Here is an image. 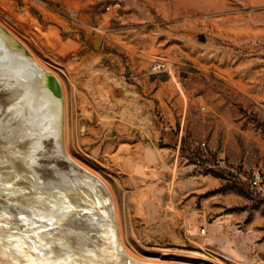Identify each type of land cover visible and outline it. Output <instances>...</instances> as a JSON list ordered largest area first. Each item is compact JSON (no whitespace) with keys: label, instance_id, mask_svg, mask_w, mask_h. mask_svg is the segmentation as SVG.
<instances>
[{"label":"rangeland","instance_id":"374dc122","mask_svg":"<svg viewBox=\"0 0 264 264\" xmlns=\"http://www.w3.org/2000/svg\"><path fill=\"white\" fill-rule=\"evenodd\" d=\"M0 20L63 81L67 149L131 254L264 264V0H0Z\"/></svg>","mask_w":264,"mask_h":264},{"label":"bare ground","instance_id":"6f19581e","mask_svg":"<svg viewBox=\"0 0 264 264\" xmlns=\"http://www.w3.org/2000/svg\"><path fill=\"white\" fill-rule=\"evenodd\" d=\"M47 71L0 23V264H193L129 252L112 188L67 149Z\"/></svg>","mask_w":264,"mask_h":264},{"label":"water","instance_id":"95a60500","mask_svg":"<svg viewBox=\"0 0 264 264\" xmlns=\"http://www.w3.org/2000/svg\"><path fill=\"white\" fill-rule=\"evenodd\" d=\"M99 40H100V39H99ZM93 43H94V41H93ZM101 43H102V41H101ZM101 43L99 42V46L101 45ZM99 46L96 45V43H94V45H93L94 48H98ZM18 47H19V49H24V48H25V47H24L23 45H21L19 42H18ZM25 55H26V56H29L28 52H25ZM45 73H46V75L48 76V79H49V81H50V84H51V86H52V89H53L55 95L58 96V97H59V96H62L61 86H60L58 80L56 79V77H55L51 72H49V71H47V72H45ZM166 77H167V75H166ZM66 161H67V160H66Z\"/></svg>","mask_w":264,"mask_h":264},{"label":"built area","instance_id":"2783aa9c","mask_svg":"<svg viewBox=\"0 0 264 264\" xmlns=\"http://www.w3.org/2000/svg\"><path fill=\"white\" fill-rule=\"evenodd\" d=\"M165 71H167L165 63L158 62L153 66V72L162 73ZM202 231L204 232V229Z\"/></svg>","mask_w":264,"mask_h":264}]
</instances>
